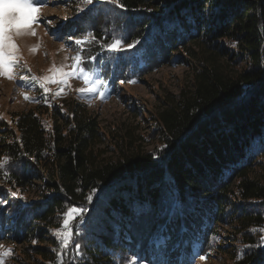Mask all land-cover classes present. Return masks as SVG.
<instances>
[{"label": "trees", "instance_id": "obj_1", "mask_svg": "<svg viewBox=\"0 0 264 264\" xmlns=\"http://www.w3.org/2000/svg\"><path fill=\"white\" fill-rule=\"evenodd\" d=\"M73 1L54 32L59 39L94 33L80 50L107 94L172 62L179 47L193 55L196 44L198 56L187 86L155 113L160 142L148 151L128 153L130 143L112 137L106 143L117 145L116 157H103L98 123L78 103L70 112L47 98L45 108L63 114L53 126L33 108L12 117V126L0 118V160L7 158L0 241L47 238L48 247L34 250H48L53 264H193L222 239L212 224L234 219L231 264H264V172L250 174L264 168V0H117L110 11ZM113 39L123 50L101 47ZM35 178L41 199H21ZM231 194L241 202L230 203ZM72 207L84 211L62 249Z\"/></svg>", "mask_w": 264, "mask_h": 264}, {"label": "rangeland", "instance_id": "obj_2", "mask_svg": "<svg viewBox=\"0 0 264 264\" xmlns=\"http://www.w3.org/2000/svg\"><path fill=\"white\" fill-rule=\"evenodd\" d=\"M105 4V3H104ZM107 11H110L114 4H105ZM75 2L73 0H47L46 6L41 11V21L39 25H34L36 36L18 37L19 44V63L15 68V78L12 80L0 76V118L8 125L12 126V117L35 109L46 124L61 123L63 114L45 108L46 99L50 98L51 105L58 109H66L70 112L74 107L73 103L82 105L78 108L84 116L95 119L98 123L99 131L102 134L96 147H101L104 151L103 157H116L117 145L106 143L107 138L121 140L122 138L130 146L126 145L125 151L130 153L134 149L150 150L157 145L160 140L156 135L155 113L159 112L167 100V96L179 93L183 86H187L191 75V62L198 47L194 44L192 53H185L181 48L174 50L171 56L172 62L161 64L159 67L146 73L140 80L129 83L125 87L119 86L114 94H107L101 99L96 94H82L77 91L79 88L86 87L80 79L72 78L68 85L49 84V93H44L40 86L31 81V77H42L50 75L49 69L55 65L57 68L66 66L65 70L70 71L74 57L80 46L75 44L76 39L69 37L58 38L56 29L61 26V22L68 19L74 11ZM47 21H51L49 24ZM39 45L38 50L33 53L30 48ZM205 48V47H204ZM206 49V48H205ZM210 50V48H208ZM189 51V50H188ZM199 51V50H198ZM30 69V71H29ZM98 75V73L95 71ZM28 76L29 81L21 79ZM99 76V75H98ZM64 88L60 96H55L58 88ZM38 91V92H37ZM25 94L31 99H25ZM165 98V99H164ZM167 103V102H166ZM50 105V104H49ZM52 108V107H51ZM51 111V119L47 118ZM56 118V122L55 119ZM7 126V128H11ZM2 140V138H0ZM1 143V142H0ZM263 162V161H262ZM264 172L263 165H255L251 169V176H257ZM36 175L38 173H35ZM236 179L233 178L231 186ZM39 179H33L31 185L26 186L20 191L21 199L28 202L38 201L42 191ZM241 202L239 196L230 195V203ZM66 217V216H64ZM64 223V222H63ZM216 233L222 232V239L216 240L215 244L209 249L206 259H196L193 264H231L233 260V241H229V236H234L238 231L236 220L215 221L212 224ZM262 235L264 231L262 230ZM36 242L33 238H28L23 242H11L8 240L0 241V252L11 249V254L3 256V264H53L48 250L39 252L34 250L35 246L40 248L48 247L50 241L45 238ZM235 258V257H234ZM42 261V262H41ZM131 264H145L138 260Z\"/></svg>", "mask_w": 264, "mask_h": 264}, {"label": "snow or ice", "instance_id": "obj_3", "mask_svg": "<svg viewBox=\"0 0 264 264\" xmlns=\"http://www.w3.org/2000/svg\"><path fill=\"white\" fill-rule=\"evenodd\" d=\"M95 2L105 4H116L117 0H82V3L86 7L92 5ZM47 0H0V76L6 77L9 80L15 78V68L19 63V44L17 43L18 37L36 36V29L34 25H39L41 21V11L46 6ZM123 7V5H117ZM83 11L84 9H79ZM51 24V21H47ZM94 33L87 32L81 38L75 40L77 46H84L96 41ZM138 43V42H137ZM134 44H128L127 48H132ZM101 47L110 53H116L123 50L124 45L122 39H113L112 42L107 44H101ZM39 48V45L30 48V51L35 53ZM73 64L71 70H65L66 66L57 68L53 65L50 69V75L42 77H31V81L37 83L44 93H49L51 89L49 84L68 85L69 80L72 78L80 79L84 82L86 87L77 89L82 94H96L101 99L105 95V89L107 82L94 71L89 70L86 66V58L83 56V49L74 57H71ZM88 60H94L95 57H89ZM30 71V69H29ZM22 80L29 81L28 76H22ZM134 82V81H129ZM64 91V88H58L55 92V96H60ZM25 99H31L25 94ZM7 164V158L0 160V169H3ZM7 175V173H5ZM13 196L17 194L12 193ZM91 200V196L88 198ZM83 209L76 207L70 208L65 213V220L63 223L64 231L59 235L62 237L61 247L62 249L68 248L71 243L73 231L70 228L72 222L77 216H82ZM264 240V237H262ZM2 247V246H0ZM75 248L79 250L80 245L75 244ZM11 254V249H7L0 252V264H3V256ZM201 260H205V256L200 257ZM62 264V261H61Z\"/></svg>", "mask_w": 264, "mask_h": 264}]
</instances>
